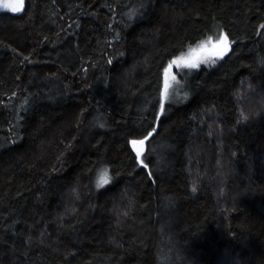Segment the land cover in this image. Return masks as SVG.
Here are the masks:
<instances>
[{
    "label": "trees",
    "instance_id": "obj_1",
    "mask_svg": "<svg viewBox=\"0 0 264 264\" xmlns=\"http://www.w3.org/2000/svg\"><path fill=\"white\" fill-rule=\"evenodd\" d=\"M0 264H264V0L0 7Z\"/></svg>",
    "mask_w": 264,
    "mask_h": 264
},
{
    "label": "rangeland",
    "instance_id": "obj_2",
    "mask_svg": "<svg viewBox=\"0 0 264 264\" xmlns=\"http://www.w3.org/2000/svg\"><path fill=\"white\" fill-rule=\"evenodd\" d=\"M15 6V0H0V7H13ZM225 34V33H223ZM226 35V34H225ZM220 36L214 35L208 39L202 41L196 46L191 47L185 53L181 54L177 63L171 64L168 73L166 74V88L163 93V109L161 115L167 107L179 106L184 104L189 99V86L194 73L202 66L212 67L219 61L223 60L230 52L231 47H228L227 51H224L221 55L223 45L214 47L217 44V39ZM195 58V59H194ZM192 60L197 62L199 66L197 68H191L185 66L184 61ZM135 145L136 150L142 153V149ZM138 147V148H137Z\"/></svg>",
    "mask_w": 264,
    "mask_h": 264
},
{
    "label": "snow or ice",
    "instance_id": "obj_3",
    "mask_svg": "<svg viewBox=\"0 0 264 264\" xmlns=\"http://www.w3.org/2000/svg\"><path fill=\"white\" fill-rule=\"evenodd\" d=\"M24 0H15V6L12 7V11L13 12H18L20 11V6L23 5ZM229 41H228V37L227 35L221 33L220 36L217 39V44L214 45V47H219L220 45H223L222 51H221V55L223 54L224 51H227L228 47H229ZM180 58H177V60H179ZM195 59V58H194ZM177 60H173L170 62V64H175L177 63ZM185 66L187 67H191V68H197L199 66V64L197 62H193L192 60L189 61H184ZM167 72V69L165 70ZM161 108L163 109V105H161ZM246 119V117H245ZM149 135H151L149 133ZM131 144L133 146L137 145V144H144V140H132ZM142 155V153L140 151H137V159H139V157ZM111 180V177L109 175L108 169H102L101 172L99 173L98 179H97V188L103 187L104 185L108 184ZM193 191H195V188H193Z\"/></svg>",
    "mask_w": 264,
    "mask_h": 264
}]
</instances>
